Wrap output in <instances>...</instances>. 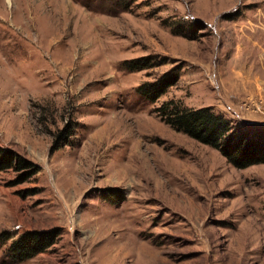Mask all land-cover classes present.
Wrapping results in <instances>:
<instances>
[{"label":"rangeland","instance_id":"rangeland-1","mask_svg":"<svg viewBox=\"0 0 264 264\" xmlns=\"http://www.w3.org/2000/svg\"><path fill=\"white\" fill-rule=\"evenodd\" d=\"M169 99L264 130V0H0V147L38 168L0 171V264H264V163L172 129Z\"/></svg>","mask_w":264,"mask_h":264},{"label":"trees","instance_id":"trees-1","mask_svg":"<svg viewBox=\"0 0 264 264\" xmlns=\"http://www.w3.org/2000/svg\"><path fill=\"white\" fill-rule=\"evenodd\" d=\"M129 71L148 67L147 59L124 60L122 63ZM175 74H164L154 81L139 85L140 94L150 102H155L166 89L174 84ZM160 120L172 129L217 150L228 163L236 168H246L264 163V130L258 134L240 133V129L231 125L222 115L210 107H188L178 100L169 99L155 108ZM13 169L20 171L21 181L36 173L37 166L17 153L0 147V171ZM57 229L30 230L20 234L12 241L7 254L12 262H20L44 252L57 240Z\"/></svg>","mask_w":264,"mask_h":264}]
</instances>
